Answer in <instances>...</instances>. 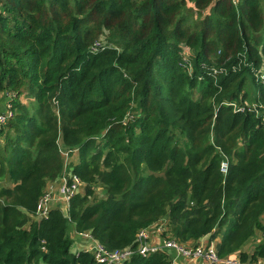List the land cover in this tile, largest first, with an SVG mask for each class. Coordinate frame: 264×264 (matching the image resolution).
Returning <instances> with one entry per match:
<instances>
[{"label": "trees", "instance_id": "1", "mask_svg": "<svg viewBox=\"0 0 264 264\" xmlns=\"http://www.w3.org/2000/svg\"><path fill=\"white\" fill-rule=\"evenodd\" d=\"M262 71L264 0H0L14 111L0 130V264H91L71 252V225L114 249L163 221L184 243L220 237L221 258H264V241L242 252L264 236ZM61 147L85 186L68 216L34 219Z\"/></svg>", "mask_w": 264, "mask_h": 264}, {"label": "built area", "instance_id": "2", "mask_svg": "<svg viewBox=\"0 0 264 264\" xmlns=\"http://www.w3.org/2000/svg\"><path fill=\"white\" fill-rule=\"evenodd\" d=\"M235 3L237 0H233ZM99 43L96 44V48ZM93 50V49H92ZM94 51V50H93ZM192 51L185 50L184 60L191 65ZM264 81V71L260 72L259 77ZM12 95L8 93V100L4 103V109L0 110V130L7 123V121L14 116L11 103ZM238 107V106H237ZM235 107L237 111H244L245 107ZM74 150H67L61 147V154L63 156L65 166L60 177L55 181L48 183L44 194L41 196L36 215L34 219H44L49 216L54 204L60 202L68 207L69 202L73 196L80 193L85 184L81 178L74 173L70 168L72 161V153ZM223 173L228 171V162H223L221 165ZM167 225V221L160 224H155L148 228L138 231L135 245H130L124 248L109 249L104 243L99 241L91 231L79 232V236L87 242L84 251L93 255L94 261L91 264H126L131 261L135 254L147 257L150 253L166 250L170 254V264H189V261H194L191 264H264V258L258 260H243L240 254L235 256L221 258L217 251L215 240L210 238V241L202 242L195 241L192 243H184L169 235L163 236ZM158 238V239H155ZM202 239V238H201ZM73 240V239H72ZM75 243V241L73 240ZM74 245V244H73Z\"/></svg>", "mask_w": 264, "mask_h": 264}, {"label": "crops", "instance_id": "3", "mask_svg": "<svg viewBox=\"0 0 264 264\" xmlns=\"http://www.w3.org/2000/svg\"><path fill=\"white\" fill-rule=\"evenodd\" d=\"M6 100H8V99H6ZM6 100L4 99V103L6 102ZM0 106L2 107V109H0V110H3L4 109V104H0ZM77 153V152H76ZM73 155H72V161H73V163L77 160V155L75 154V152H73L72 153ZM9 181V180H8ZM7 181V182H8ZM10 182V184L11 185H13L12 184V182L11 181H9ZM9 185V184H8ZM10 185V186H11ZM63 204L62 203H60V202H56L55 204H54V206H53V208H55V207H61ZM52 208V209H53ZM262 221L264 222V215L262 216ZM69 235H70V237L75 241V243H74V245H73V247H72V249H71V252H73V253H75V254H78V253H80L81 251H84L85 250V248H86V245H87V242H85L80 236H79V233H78V231L76 230V228H75V225L73 224V225H71V227H70V229H69ZM262 237H263V239H262ZM209 238V236H205V237H203L202 239H200L199 241H202V242H206V241H210V239H208ZM155 239H158V238H155ZM261 239L264 241V236H263V233L261 234ZM217 240V242L215 241V243H216V245H217V243L219 242V240L220 239H216ZM260 244V243H259ZM246 245V244H245ZM244 245V246H245ZM242 252H247L248 254H252L253 253V250L252 251H248V250H246V248H244L243 250H242ZM192 262H194V261H189V264H191ZM195 263V262H194ZM35 264H44L42 261H39L38 263H35ZM179 264V263H178Z\"/></svg>", "mask_w": 264, "mask_h": 264}, {"label": "rangeland", "instance_id": "4", "mask_svg": "<svg viewBox=\"0 0 264 264\" xmlns=\"http://www.w3.org/2000/svg\"><path fill=\"white\" fill-rule=\"evenodd\" d=\"M260 80L262 81V82H264L263 81V79L261 78V76H260ZM4 99L6 100V99H8V92H0V102L1 101H4ZM26 103H28V99H23ZM251 104L250 105H255L256 103H252V102H250ZM7 184H9V185H11L10 184V182L8 181L7 182ZM263 232L262 231H257L256 233H255V235L246 243V245L244 246V248H246V250H248V251H254V249H255V247L259 244V243H261V242H263V237H262V239H261V234H262ZM209 238L211 239V237H210V235H209ZM216 239H220V237H217ZM215 239V241L217 242V240ZM243 248V249H244ZM236 255V254H235ZM235 255H232V256H235ZM228 257H231V256H228Z\"/></svg>", "mask_w": 264, "mask_h": 264}, {"label": "water", "instance_id": "5", "mask_svg": "<svg viewBox=\"0 0 264 264\" xmlns=\"http://www.w3.org/2000/svg\"><path fill=\"white\" fill-rule=\"evenodd\" d=\"M61 209H62L64 215L65 216H68V207L66 205H62L61 206Z\"/></svg>", "mask_w": 264, "mask_h": 264}]
</instances>
